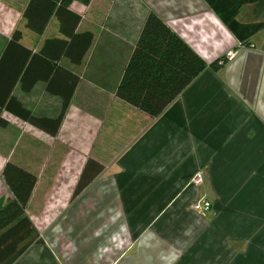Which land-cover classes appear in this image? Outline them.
<instances>
[{"label":"crops","instance_id":"0c3cea01","mask_svg":"<svg viewBox=\"0 0 264 264\" xmlns=\"http://www.w3.org/2000/svg\"><path fill=\"white\" fill-rule=\"evenodd\" d=\"M29 1L0 0V55L16 29L30 50L59 35L53 17L41 36L23 28ZM143 1L206 64L235 53L216 72H202L156 118L115 97L149 12ZM197 2L195 10L186 0L70 4L81 17L77 32L91 31L94 39L81 65L59 62L79 82L56 135L0 115V207L10 198L1 180L6 162L36 176L30 220L44 212L56 183L71 184L42 243L14 264H264V29L241 47ZM237 19L264 21V2L243 6ZM12 96L37 118L60 111V98L44 82L26 93L16 85ZM89 160L102 170L71 199ZM197 169L205 181L192 187ZM199 197L211 203L206 217L190 209Z\"/></svg>","mask_w":264,"mask_h":264},{"label":"trees","instance_id":"16d2710c","mask_svg":"<svg viewBox=\"0 0 264 264\" xmlns=\"http://www.w3.org/2000/svg\"><path fill=\"white\" fill-rule=\"evenodd\" d=\"M91 0H30L23 12V28L41 36L49 20L58 23V36L45 39L36 50L25 47L22 32L14 30L0 55V115L7 112L29 125L55 136L78 85L76 74L59 64L61 59L79 66L92 45L91 31L77 32L81 20L71 11L72 2L87 6ZM235 39L237 45L249 48L250 39L264 29V21L241 23L237 16L243 6L264 0H202ZM226 63L220 57L206 64L164 21L150 12L131 51L115 97L138 111L158 117L206 69L217 71ZM37 82L45 83L48 94L61 100L57 117L37 118L13 96L16 85L26 93ZM6 121L0 117V127ZM88 161L75 184V199L101 172ZM1 180L10 198L0 207V264H14L34 244H41L35 226L26 215V206L36 184V176L6 162Z\"/></svg>","mask_w":264,"mask_h":264},{"label":"rangeland","instance_id":"374dc122","mask_svg":"<svg viewBox=\"0 0 264 264\" xmlns=\"http://www.w3.org/2000/svg\"><path fill=\"white\" fill-rule=\"evenodd\" d=\"M128 1H132V0H128ZM149 1V0H148ZM154 2H157L156 4H159V6H162L163 4H164V0H153ZM184 2H185V0H183ZM200 1V0H199ZM144 2V10L148 7L147 6V4H146V2L145 1H143ZM187 6H189V8H190V10H195V9H197V7L199 6V4H198V2H197V0H186V3H185ZM149 9L147 8V11H148ZM156 10V9H155ZM189 10V9H188ZM189 10V11H190ZM153 10L151 9V10H149V12H148V14L150 13V12H152ZM153 13H155V12H153ZM147 14V15H148ZM185 14V12H182V13H177L176 12V16L177 17H182L183 15ZM229 53H230V55H229ZM235 56V53H234V51H232V50H229V51H227L226 52V54H225V59H226V61H229V60H231L233 57ZM197 171H201L202 172V178H204L203 179V183H204V181H205V172L203 171V169H197ZM196 171V172H197ZM195 172V173H196ZM194 173V174H195ZM77 173H74V174H72V178H74V176L76 175ZM194 176V175H193ZM78 178V177H77ZM202 183V184H203ZM190 184V186H192V187H198V186H196L195 184H192V183H189ZM201 184V185H202ZM200 185V186H201ZM70 186H71V184H61V183H56V185L54 186V191H53V194L50 196V198L48 199V200H46L44 203H45V210H44V212H41L39 215H36V216H33L32 218V223H33V225L35 226V228H36V230H37V232L40 234H42V235H40V237L44 240V232L52 225V224H54V223H56V219L60 216L59 214H61V212L60 211H58L57 210V208L58 209H60L61 210V208H63V209H65L64 207L68 204V202H69V198H64V197H62L63 195H64V193H66L67 191H69L70 190ZM74 186V185H73ZM71 197H72V195H71ZM200 199H203L202 201L203 202H208L209 204H210V211H211V203H210V201L209 200H207L206 198H203V197H199L193 204H196L197 202H199L200 201ZM192 204V205H193ZM192 205H191V207H190V209H191V211H193V212H195V213H197V214H200L199 212H196L193 208H192ZM209 211V212H210ZM208 212V213H209ZM207 212L206 213H204V215H202V214H200L201 216H207V214H208Z\"/></svg>","mask_w":264,"mask_h":264},{"label":"built area","instance_id":"2783aa9c","mask_svg":"<svg viewBox=\"0 0 264 264\" xmlns=\"http://www.w3.org/2000/svg\"><path fill=\"white\" fill-rule=\"evenodd\" d=\"M230 55V53H229ZM203 179L202 178V172L201 171H197L192 180L191 183L195 184L196 186H200L203 183ZM203 199H200L199 202H197L196 204L192 205V208L196 211L199 212L200 214L204 215V213H208L210 211V204L208 202H203Z\"/></svg>","mask_w":264,"mask_h":264}]
</instances>
